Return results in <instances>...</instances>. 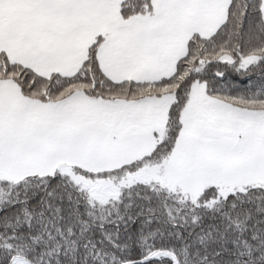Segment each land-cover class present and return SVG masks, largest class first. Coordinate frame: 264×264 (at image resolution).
I'll return each mask as SVG.
<instances>
[{"label": "snow or ice", "instance_id": "obj_1", "mask_svg": "<svg viewBox=\"0 0 264 264\" xmlns=\"http://www.w3.org/2000/svg\"><path fill=\"white\" fill-rule=\"evenodd\" d=\"M0 264H264V0H0Z\"/></svg>", "mask_w": 264, "mask_h": 264}]
</instances>
